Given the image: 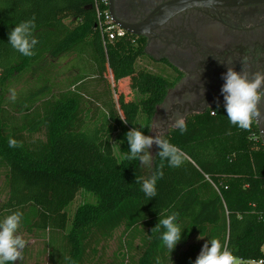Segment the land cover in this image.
I'll return each instance as SVG.
<instances>
[{"label": "trees", "instance_id": "obj_1", "mask_svg": "<svg viewBox=\"0 0 264 264\" xmlns=\"http://www.w3.org/2000/svg\"><path fill=\"white\" fill-rule=\"evenodd\" d=\"M33 16L39 43L35 55L25 57L11 47L9 33ZM69 56L90 72H80L55 97L28 101L49 84L50 69L42 66ZM142 56L143 44L127 34L104 52L90 0H0V221L22 212L19 230L36 240L67 230L61 264H87L89 252L117 231L124 257L137 264H156V257L160 264H194L212 238L236 259L264 262V149L258 138L248 139L256 135L254 124L251 133L240 130L219 106L188 117L185 134L171 127L161 135L185 153L184 163L172 168L163 162L156 197L149 199L136 183L137 176L148 179L157 171L160 149H148L150 166L128 161L125 134L142 117L141 131L150 136L172 87L162 76L136 70ZM106 72L113 84L128 78L138 99L119 95L117 111ZM37 73L35 90L13 106L27 100L18 112L30 116L11 128L3 118L5 85ZM89 81L101 90L90 91ZM9 138L22 147L10 148ZM80 193L93 201L69 218L67 208ZM172 212L179 213L182 236L170 253L152 229Z\"/></svg>", "mask_w": 264, "mask_h": 264}, {"label": "flooded vegetation", "instance_id": "obj_2", "mask_svg": "<svg viewBox=\"0 0 264 264\" xmlns=\"http://www.w3.org/2000/svg\"><path fill=\"white\" fill-rule=\"evenodd\" d=\"M178 1L182 0L112 3L115 19L141 34V37L127 35L143 44L142 57L168 68L172 87L160 106L167 105L168 121L177 118V113L185 120L215 106L226 111L221 93L223 75L228 66L241 71L240 61L244 57L248 58L252 72H264V4L203 0L170 13ZM167 5L168 18L161 21ZM228 58L232 60L229 65ZM261 111V118L253 124L264 149V108Z\"/></svg>", "mask_w": 264, "mask_h": 264}, {"label": "clouds", "instance_id": "obj_3", "mask_svg": "<svg viewBox=\"0 0 264 264\" xmlns=\"http://www.w3.org/2000/svg\"><path fill=\"white\" fill-rule=\"evenodd\" d=\"M35 19L33 16L29 20L20 22L9 33V44L25 57L34 56L33 49L39 43L34 36L37 27ZM247 59V57H244L240 61L243 67L239 72L228 66L227 72L223 75L225 83L221 88V93L224 96L227 119L230 124L251 133L253 123L259 121L262 115L261 110L264 108V72H252ZM226 63L227 65L231 64V58H228ZM11 99L13 102L16 100L15 90H11ZM124 122L127 123V121ZM173 128L179 129L181 134L188 131L185 120L179 113H177ZM229 134L231 133L229 132ZM125 136L130 146L125 157L128 161L138 160L142 165L150 166L152 155L148 149L153 144L159 147L158 157L161 164L158 166L157 171L148 179L136 177V183L141 184V190L144 194L149 199L156 197L157 182L164 175L163 162L167 161L169 167L179 168L184 163L185 153L179 147L170 143L167 138L160 135L155 137L146 136L136 128L128 131ZM248 139L254 140L257 139V136L252 134ZM8 146L10 148L22 147V142L9 138ZM178 216L179 213L177 212H172L166 217L160 216L158 224L152 229L153 235L160 234L159 239L170 253L182 236V230L177 222ZM22 217L23 213L16 211L0 221V264H15L17 260L22 258L23 249L27 244V241L17 234ZM155 259L156 264H160V258L156 257ZM194 264H236V258L227 248L222 246L219 239L212 238L203 245Z\"/></svg>", "mask_w": 264, "mask_h": 264}, {"label": "rangeland", "instance_id": "obj_4", "mask_svg": "<svg viewBox=\"0 0 264 264\" xmlns=\"http://www.w3.org/2000/svg\"><path fill=\"white\" fill-rule=\"evenodd\" d=\"M68 22V21H67ZM71 56L62 60L59 64L58 61H47L42 68L46 70L50 69L49 84L40 89L35 97H30L27 100L33 101L39 97L41 99H45L46 97H55L59 92L67 89L69 80L74 77V73H70L68 68H64L67 60ZM64 62H66L64 64ZM52 64V65H51ZM63 64V65H62ZM61 66V67H60ZM136 70L138 69H146L149 72L162 76L168 80V68L163 64L154 63L144 57H141L137 60L135 64ZM86 72L88 69L85 70ZM40 73V72H39ZM39 73L33 76L25 75L21 80L17 82H12L5 85L4 95H3V104L2 107L5 110L3 114V118L6 120V124L9 127L17 128L26 119L29 118L30 115H26L25 113L18 112L23 104L27 100L20 103L16 108L13 106L20 100L26 98V95L31 90H35V82L39 79ZM78 76V75H77ZM106 80L109 84L110 93L112 95V100L115 104V107L118 111V106L116 105V100L119 95L124 96L126 101L137 100L138 97L135 92L130 89V81L128 78L120 80L118 83L113 84L112 80L109 76V72L105 73ZM93 82V81H89ZM95 83H91L88 87L90 91L99 92L102 86H96L93 88ZM88 89V90H89ZM11 90H15L16 92V100L13 102L11 99ZM43 95V97H42ZM18 104V103H17ZM16 104V105H17ZM15 105V106H16ZM16 109V111H13ZM168 108L167 105H163L160 107L159 112L157 113L155 119L152 122L150 127V136L155 137L156 135H163L173 127L176 118L168 121ZM35 114H33L34 116ZM120 115V114H119ZM32 116V117H33ZM143 118H138V121L135 125V128L138 130H142L143 128ZM154 145V144H153ZM3 177L0 176V205L3 200ZM93 200L89 195L85 193H80L75 200L68 206L67 213L69 218H71L76 211L77 207L81 206L83 203H91ZM67 230L62 233H49L45 234L43 239H30L22 230L18 229V235H21L27 241L26 247L23 249L22 258L16 261V264H61V258L65 255L66 247L64 246L63 236L66 235ZM121 231H117L113 234L110 240L100 243L97 247H95L94 252H89V258L87 260V264H137V260L134 259L133 262L129 261L127 255L124 257V254L127 253L126 247L123 244L121 239ZM25 250V252H24ZM51 250V251H50ZM262 251L264 252V245L262 247ZM133 255V254H132ZM123 259V260H122ZM236 264H238L236 262Z\"/></svg>", "mask_w": 264, "mask_h": 264}, {"label": "built area", "instance_id": "obj_5", "mask_svg": "<svg viewBox=\"0 0 264 264\" xmlns=\"http://www.w3.org/2000/svg\"><path fill=\"white\" fill-rule=\"evenodd\" d=\"M95 17V28L97 30L101 46L106 52L107 47L114 41L123 38L127 33L122 30L113 20L109 11V0H90ZM214 112H210L213 116ZM238 264H264L263 261H244L236 259Z\"/></svg>", "mask_w": 264, "mask_h": 264}, {"label": "water", "instance_id": "obj_6", "mask_svg": "<svg viewBox=\"0 0 264 264\" xmlns=\"http://www.w3.org/2000/svg\"><path fill=\"white\" fill-rule=\"evenodd\" d=\"M203 0H182V1H178L174 4L173 7H171L170 9H172V11L169 10L170 13H174L175 9L176 11L178 10H181V9H185L187 7H191V6H194V5H197L198 3H201ZM240 3H243V4H249V3H258V4H264V0H239ZM112 3H113V0H109V11H110V14L114 20V22L122 29L124 30L127 34H130L132 35L133 37H141V34H138L136 32H133L131 31V29H128L126 28V26H124L123 24L119 23L114 15H113V11H112ZM163 13V11H162ZM164 14H162V16L159 18V20L161 21H164L165 19L168 18V5L164 7ZM257 124V127L258 129L259 128V124Z\"/></svg>", "mask_w": 264, "mask_h": 264}, {"label": "crops", "instance_id": "obj_7", "mask_svg": "<svg viewBox=\"0 0 264 264\" xmlns=\"http://www.w3.org/2000/svg\"><path fill=\"white\" fill-rule=\"evenodd\" d=\"M64 60V59H63ZM78 59L76 58V56H71L68 60H67V63L64 62L65 64V67L64 68H68L70 70V73H74V77L77 76L80 72V74L83 73V71H85L88 67L87 64L84 63V61H77ZM62 62V60H59L58 63L60 64ZM78 63V64H75V63ZM63 65V64H62ZM61 67V66H60ZM196 242L201 243L203 240L201 239H195ZM137 244V242L135 243ZM187 246H185L184 248L186 249Z\"/></svg>", "mask_w": 264, "mask_h": 264}]
</instances>
